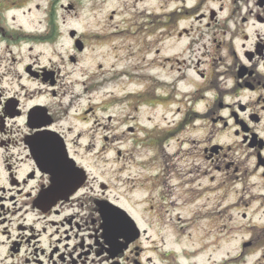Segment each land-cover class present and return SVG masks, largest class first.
Here are the masks:
<instances>
[{
    "label": "flooded vegetation",
    "instance_id": "af4514ba",
    "mask_svg": "<svg viewBox=\"0 0 264 264\" xmlns=\"http://www.w3.org/2000/svg\"><path fill=\"white\" fill-rule=\"evenodd\" d=\"M32 1L0 0V264H264V0Z\"/></svg>",
    "mask_w": 264,
    "mask_h": 264
},
{
    "label": "rangeland",
    "instance_id": "374dc122",
    "mask_svg": "<svg viewBox=\"0 0 264 264\" xmlns=\"http://www.w3.org/2000/svg\"><path fill=\"white\" fill-rule=\"evenodd\" d=\"M48 0H45V3L43 0H33L31 4H34L36 2H41V4H46ZM152 1L156 0H141L138 3L139 9H143V5H147L152 3ZM67 0H61L59 2V12L58 15L60 17V20L66 19V23L64 24V29L67 30V28L70 27H80L82 26L87 27L95 18L92 17L94 14L93 12H90V9L88 8L90 5H96L98 4L101 6V11H100V16L99 19L101 22H104L107 20V15L109 14L110 10L112 9H117L118 12H121V16L117 17V20H121L122 17L125 19L126 18V13L125 10L133 11L135 12V8L133 5L135 4V0H83L80 4H83L84 10L83 16H82V11L80 12L78 8L75 10L69 12L68 10H65L63 8H60V4L64 3L67 4ZM120 7V8H119ZM39 15L37 13H33L31 15H28L25 17V20L28 23H34L38 21ZM96 20V19H95ZM84 65H83V70L85 71H92L96 69V64L94 62V58L92 55L91 50L84 56ZM93 65H90V64ZM107 68V66H106ZM109 91V86H106V88L102 89L101 91V99L105 100L106 99V94ZM87 143V141H85ZM94 143H97V148L94 150L92 157L93 158V165L95 166V170H99L101 172V180L105 181L106 183H110L109 181V169H111L112 166V153L108 151V143L102 138ZM105 147V148H104ZM100 156L96 157V154H99ZM111 180V179H110Z\"/></svg>",
    "mask_w": 264,
    "mask_h": 264
}]
</instances>
